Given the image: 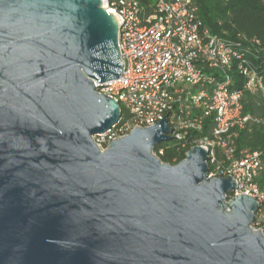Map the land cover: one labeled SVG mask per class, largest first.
<instances>
[{"label": "water", "instance_id": "obj_1", "mask_svg": "<svg viewBox=\"0 0 264 264\" xmlns=\"http://www.w3.org/2000/svg\"><path fill=\"white\" fill-rule=\"evenodd\" d=\"M119 23L101 0H0V264H264L259 204L208 150L154 154L166 117L95 143L122 114L98 92Z\"/></svg>", "mask_w": 264, "mask_h": 264}, {"label": "built area", "instance_id": "obj_2", "mask_svg": "<svg viewBox=\"0 0 264 264\" xmlns=\"http://www.w3.org/2000/svg\"><path fill=\"white\" fill-rule=\"evenodd\" d=\"M101 1L120 21L123 65L119 78L98 86V92L114 97L126 117L94 136L97 146L102 150L134 127L166 117L172 139L181 141L182 148L194 132L195 145L208 150V177H233L237 186L228 197L244 193L256 199L259 208L251 227L264 235V189L255 183L260 154L237 151L235 145L236 129L247 123L264 127V118L243 112L245 92L264 97L262 75L250 60L254 52L203 27L193 0ZM250 41L259 46L257 40ZM233 72L243 78L241 86ZM205 125L209 133L201 135Z\"/></svg>", "mask_w": 264, "mask_h": 264}, {"label": "trees", "instance_id": "obj_3", "mask_svg": "<svg viewBox=\"0 0 264 264\" xmlns=\"http://www.w3.org/2000/svg\"><path fill=\"white\" fill-rule=\"evenodd\" d=\"M197 6L198 18L203 27L211 33L227 38L245 51L247 47L254 52L250 60L262 75L264 82V0H193ZM239 36V37H238ZM255 39L259 46L250 40ZM232 76L236 85L241 86L243 78L237 72ZM243 112L264 118V97L260 94L245 92L243 95ZM122 110L121 120L126 116ZM209 133V125H205L201 135ZM235 145L237 151L246 150L259 152L261 169L255 183L264 189V127L256 123H247L245 127L236 129ZM192 132L186 140V147H181V141L171 139L158 143L154 148L156 156L165 163L175 164L185 157L187 150L195 145ZM200 137L197 136L196 138ZM162 151V153H159ZM219 157L220 154H218ZM212 163L208 162V170Z\"/></svg>", "mask_w": 264, "mask_h": 264}, {"label": "rangeland", "instance_id": "obj_4", "mask_svg": "<svg viewBox=\"0 0 264 264\" xmlns=\"http://www.w3.org/2000/svg\"><path fill=\"white\" fill-rule=\"evenodd\" d=\"M155 1V0H154ZM97 137H95V139H96Z\"/></svg>", "mask_w": 264, "mask_h": 264}]
</instances>
